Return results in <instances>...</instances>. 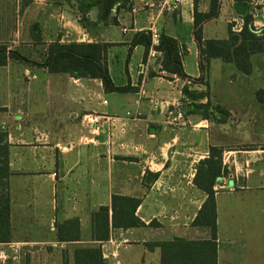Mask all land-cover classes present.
Returning <instances> with one entry per match:
<instances>
[{"label":"crops","instance_id":"crops-1","mask_svg":"<svg viewBox=\"0 0 264 264\" xmlns=\"http://www.w3.org/2000/svg\"><path fill=\"white\" fill-rule=\"evenodd\" d=\"M80 1L0 0V45L15 54L0 67V264H34L30 256L38 257V264H56L52 260L57 259L58 264H75L77 248L95 246L101 247L105 264H161V249L147 244L212 238L210 228L192 226L207 199L194 183L198 165L211 147L222 148L224 168L238 173L240 154L257 152L237 151L232 144L250 141L234 127L246 128L251 141H258L264 96L256 100L254 95L264 94V83L230 88L226 99L214 103L230 115L216 130L214 144L203 156L196 155L203 151L207 129L191 133L192 118L200 115L184 117L183 109L192 103L184 88L208 94L207 73L222 60H210L207 72L200 67L194 0H127L112 10L107 22L99 21L100 12L92 9L87 27ZM237 2L220 0L219 16L202 26L204 40H211L204 36L206 28L220 19L228 28L230 20L242 28L234 10ZM262 2L251 3L257 29L264 24L258 27L260 9L253 7ZM210 7L211 0H199L200 13H209ZM262 12L264 18V8ZM143 32L152 35L147 56L144 46L133 45ZM154 34L159 40H153ZM162 34L186 47L188 79L163 71V55L155 49ZM57 42L112 45L106 60L111 78L116 87L130 91L106 93L100 80L49 73L41 64ZM208 102L213 103L209 94L196 104ZM90 114L101 115L102 123L87 125L83 119ZM202 122L208 121L202 117ZM255 161L242 164L247 194L262 189L251 184L260 171L264 175V168L257 173ZM215 191L218 264H264V230H258L257 218L245 216L247 230L234 220L229 233L221 232L219 198L238 192ZM113 195L141 200L136 215L145 226L113 230L108 241L98 244L93 241V215L110 207ZM260 210L264 216V200ZM73 219L80 221V241L60 242L58 226Z\"/></svg>","mask_w":264,"mask_h":264},{"label":"trees","instance_id":"trees-1","mask_svg":"<svg viewBox=\"0 0 264 264\" xmlns=\"http://www.w3.org/2000/svg\"><path fill=\"white\" fill-rule=\"evenodd\" d=\"M252 0H238L234 10L243 21L239 31L234 26H229V38L224 41L204 40L203 24L219 16L220 0H211L210 11L207 14L199 12V0H194L195 40L200 48V67L207 72L208 64L212 59H221L225 63L236 66L238 71L245 75H251V57L264 54V27L257 29L254 26L252 14ZM127 0H81L79 11L82 14V25L87 27L88 14L92 9L100 12L98 20L107 22L112 10L117 5L125 6ZM134 46L142 45L146 49V56L152 46L150 32L138 34L133 42ZM110 44L100 43H70L59 42L49 46L46 61L41 64L51 74H69L77 79L100 80L106 93H126L129 88L116 87L106 62ZM156 51L162 53V69L170 75L186 80L183 67V57L187 54L185 46L165 34L160 36ZM8 52L7 47L0 45V67L8 62V58L14 56ZM184 95L192 103L189 115H201L204 120L213 119L218 124L227 122L229 112L223 107H212L207 104H196L197 101L208 97V94H196L184 88ZM222 115L216 118L215 115ZM223 149L211 147L210 155L202 161L197 168L194 180L196 187L207 195V199L194 220L193 227H207L211 229L210 240H186L175 238L172 241L150 243L148 247L161 249V264H218L217 246V209L215 187L220 178L227 174L223 166ZM141 200L113 195L110 207H101L93 215V241L104 243L110 239L113 230H131L144 227L145 224L136 215ZM81 225L78 219L63 222L58 226V240L60 242L80 241ZM75 264H105L100 246L75 250Z\"/></svg>","mask_w":264,"mask_h":264},{"label":"rangeland","instance_id":"rangeland-1","mask_svg":"<svg viewBox=\"0 0 264 264\" xmlns=\"http://www.w3.org/2000/svg\"><path fill=\"white\" fill-rule=\"evenodd\" d=\"M264 8V2L260 3L257 7L254 6L253 9H260L258 14H260V20L258 27H262L264 24V18L262 15V11ZM232 24H234V30L239 31L241 29V23L240 22H235L233 20H230ZM239 21V20H238ZM229 35V28L228 24L223 20L220 19L211 25H209L206 30L204 31V36L206 39H218V40H226ZM191 60V59H190ZM218 63H214L211 67V70L207 73V84L206 89L207 93L209 94V98L213 101L211 102L212 107H217L218 105H215L217 101L226 99L227 98V91L230 88H237V87H242V88H255L260 86L262 83H264V55H256L253 57L251 63L253 67V73L249 77H244L242 73H240L234 65H226L222 61H216ZM217 64V65H215ZM263 77V78H262ZM246 78V79H245ZM264 94H262L261 91L257 92L254 95V99L260 100ZM215 103V104H214ZM221 107V106H219ZM191 110L190 107H186L183 109L184 112V117L189 116V111ZM216 118L222 117V115H215ZM205 126V127H204ZM191 133L192 134H201L200 130L202 128L207 129V136H206V141L204 148L202 149L203 151L199 152L197 151L195 154L199 156L204 155V151L206 147H209V145L214 144V139L216 138V130L218 127H220V124H218L212 117L210 121L207 123L202 122V116L200 115V118L197 116L196 118H192V122L189 125ZM235 130H239V135L240 137L243 135L246 137L245 140H250L245 141L242 144L233 145V149H236L237 151H242V152H254L257 151L255 154L251 153H241L240 156L242 157L241 160H238V165H239V171L238 173L235 172V169L233 168L231 171L226 169L227 174L223 176L222 178V184L221 185H216L215 188L223 190L225 192L229 193H235L238 192L234 195H223L219 198V218L221 221L220 224V230L223 233H229L233 228H234V220H239L238 224L239 227H243L245 230L248 229V220L246 219V215L252 217L255 220V223H257V226L260 228L258 230H264V224L262 223L263 217L260 213L262 208V201L264 200V175L262 174V171L264 168V127L261 128V130L256 132L255 138H257V142H253L250 139L251 132L248 131L246 128H236L234 127ZM243 129V130H242ZM222 130V129H220ZM198 141V140H196ZM201 143H202V138H201ZM198 144V142H197ZM193 147V146H192ZM247 159L251 160H256L255 166L257 173L259 175L254 176L255 181L252 179L251 184L254 185H259L261 190H258V194H253V193H244L243 191L246 190L248 187L247 184V175H246V168L242 167V164L244 166V163L247 161ZM258 160V161H257ZM228 165H230L228 163ZM252 166V165H251ZM235 175L232 177L230 176L231 174ZM260 179H257V178ZM231 183L233 186H231ZM255 200H259V206H255L254 202ZM196 209V208H195ZM234 218V219H233ZM90 246V245H88ZM68 256V251H63L62 257ZM30 256L29 261L32 263L33 261L35 262L34 264H38V257H35V260ZM65 261V260H64ZM59 263V260H52V263Z\"/></svg>","mask_w":264,"mask_h":264},{"label":"built area","instance_id":"built-area-1","mask_svg":"<svg viewBox=\"0 0 264 264\" xmlns=\"http://www.w3.org/2000/svg\"><path fill=\"white\" fill-rule=\"evenodd\" d=\"M174 1H176L178 3L179 0H174ZM153 40L154 41L159 40V36L157 34H154ZM104 103L106 104L107 102H104ZM103 119L104 118L101 115L90 114V115L85 116L83 121L89 126H91V125L96 126V125H100L102 123ZM114 257L116 258L117 255H114Z\"/></svg>","mask_w":264,"mask_h":264},{"label":"water","instance_id":"water-1","mask_svg":"<svg viewBox=\"0 0 264 264\" xmlns=\"http://www.w3.org/2000/svg\"><path fill=\"white\" fill-rule=\"evenodd\" d=\"M218 185H221L222 184V178H220L219 180H218V183H217ZM231 186H233V184L231 183Z\"/></svg>","mask_w":264,"mask_h":264}]
</instances>
